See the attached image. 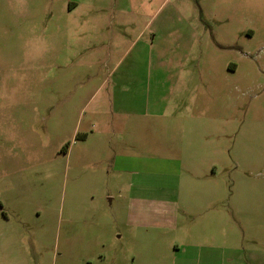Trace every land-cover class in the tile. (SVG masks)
Wrapping results in <instances>:
<instances>
[{
	"label": "rangeland",
	"instance_id": "374dc122",
	"mask_svg": "<svg viewBox=\"0 0 264 264\" xmlns=\"http://www.w3.org/2000/svg\"><path fill=\"white\" fill-rule=\"evenodd\" d=\"M0 199L11 264H264V0H0Z\"/></svg>",
	"mask_w": 264,
	"mask_h": 264
},
{
	"label": "crops",
	"instance_id": "0c3cea01",
	"mask_svg": "<svg viewBox=\"0 0 264 264\" xmlns=\"http://www.w3.org/2000/svg\"><path fill=\"white\" fill-rule=\"evenodd\" d=\"M3 114H5V113H2V115ZM6 114L9 117L11 115V113H6ZM12 119L13 120L16 119V114L13 115V118H10V120H12ZM144 201H150V203H149L150 205L148 207L151 206L153 208H150L149 213L153 214L156 211L155 208H154L155 207L154 206V204H155V199L154 198H142V197H140V198L132 199V203H134L133 205L136 206V208L139 207L141 209H143V207L141 205L143 204ZM162 201L164 203H166V205H168V206L175 203V200H173V199H163ZM0 212L4 216L3 217V216L0 215V264H11L10 263V257L8 258V251H9V249H7L6 247L2 246L3 240L6 239L9 234H8V232L4 231V223L7 222L8 218H7V212H6L5 202L3 200H1V199H0ZM40 213H41V210L40 209H37V214L40 215ZM138 213H136L135 216L139 217V214ZM141 213H143V212H141ZM149 213H146V215L147 216L151 215ZM141 215L142 214H140V217H141ZM15 251H17V254L19 256H23V254H26V253H22L20 249L19 250H15ZM37 254H39V250L38 249L34 250V255H37ZM20 258L23 260L22 262H19V263L14 262L12 264H40V263H36V262L33 263L32 261H29L27 263V261L25 260L24 257H20Z\"/></svg>",
	"mask_w": 264,
	"mask_h": 264
}]
</instances>
